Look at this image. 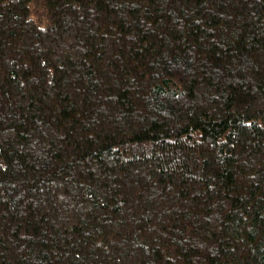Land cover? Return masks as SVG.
Returning a JSON list of instances; mask_svg holds the SVG:
<instances>
[{
  "label": "trees",
  "instance_id": "trees-1",
  "mask_svg": "<svg viewBox=\"0 0 264 264\" xmlns=\"http://www.w3.org/2000/svg\"><path fill=\"white\" fill-rule=\"evenodd\" d=\"M0 264H264V0H0Z\"/></svg>",
  "mask_w": 264,
  "mask_h": 264
}]
</instances>
